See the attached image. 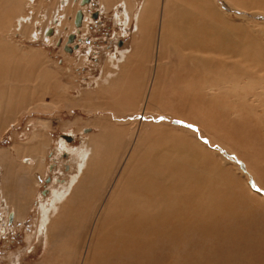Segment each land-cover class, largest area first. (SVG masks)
I'll use <instances>...</instances> for the list:
<instances>
[{"label":"rangeland","instance_id":"374dc122","mask_svg":"<svg viewBox=\"0 0 264 264\" xmlns=\"http://www.w3.org/2000/svg\"><path fill=\"white\" fill-rule=\"evenodd\" d=\"M76 2L0 0V264H264V0ZM85 144L103 180L47 235L40 201Z\"/></svg>","mask_w":264,"mask_h":264},{"label":"bare ground","instance_id":"6f19581e","mask_svg":"<svg viewBox=\"0 0 264 264\" xmlns=\"http://www.w3.org/2000/svg\"><path fill=\"white\" fill-rule=\"evenodd\" d=\"M81 1L82 0H78V2H76L78 6L81 5ZM101 3H102L101 5L103 7L105 6L104 7L105 10L108 9L106 7V5H105V0H101ZM65 4H66V7L65 8H67L69 6L68 1H66ZM123 4L125 6L126 13H128V15H129L128 17H130L131 16V9L129 8L128 5H131V4L130 3H128V5L126 3H123ZM132 4H134V3H132ZM151 8H152L151 6L149 7V3L148 4L147 3L146 4H143L142 9L140 10L139 17L141 18V15L145 11L150 10ZM62 12L63 13H60L59 14V17L60 16L63 17V16L66 15V11L63 10ZM76 14H77V11L75 13H73V20L69 24V25H73L72 26L73 28L75 26L74 25V20H75ZM116 18H117V15H116ZM125 22L128 23L129 20L127 19V21H125ZM52 23H55L54 20H52ZM82 25L85 28V31L84 32H86V30L89 28V25H88V22L85 20V16L82 18V21H81L80 26H82ZM137 27H138L137 28V32H139L140 33V36H142V34H141V29H142L141 24L137 23ZM49 30L51 31L50 33H49ZM145 30H146V28H145ZM52 33H53L52 30L48 26H46V27L43 28V36L46 38V40L49 39V38L47 39V36H49ZM140 39L142 40L141 37H140ZM176 52H177V50H176ZM85 59L86 60L89 59V53L88 54H85V55H83L81 57V63L80 64H85V62H84ZM115 63H117V60L115 61ZM115 63L108 64L107 65L106 68H107L108 75L109 74H115V75H117V72H116L117 65H114ZM124 65H126V62L121 63L120 64V67H122ZM154 83H155V81L152 80L151 90H153ZM98 85L101 86V87H103V86L108 87V86L111 85V87H109L111 89L112 87H114L115 82L100 81L98 83ZM60 92H61V90L57 91V94L60 95ZM95 94H96L97 97L103 96L102 95L103 93H101L99 91H97ZM108 99H110V98H108ZM83 100H85V99H83ZM101 131L103 132L102 128H101ZM139 135H140V132H138V136ZM63 142L60 143V149L62 150V149H65L66 148L68 150V148L64 145L65 142L64 143ZM75 152H77L76 155H75L76 156L75 157L76 158L75 161H76V166H77V173H76V175L73 178H71L70 181L68 180L69 184H67L66 187H62V189L60 191H54L53 190L52 191V194H51V196H50V198H49V200L47 201L46 204H44L42 200L40 201V204H39V226H38V228H39V230H41L42 228H44L47 235H48L49 231L55 227V225L50 220L51 217H53L56 214L57 215H60V214H66V213H68V212L63 211V210L64 209H72L74 207V203L85 202L83 198H85L86 196H84L82 199H80V198L77 197V194H78L79 191L80 192H83L84 190L85 191H90V186L88 184H86L87 181L90 180L91 186H95V188L98 189L99 186H100L101 180H103L102 177H101V175H99V171L101 169H103L104 167L99 164V158H98L99 156L95 157V153H94L95 152V145L94 144H85L83 147H81L80 150H76ZM193 156H194V159L195 160L196 159H199L198 158V155L196 153ZM147 158H149V157H147ZM95 160L98 161V162L96 163ZM29 167H31V166H29ZM147 173H149V163L147 161H145L144 163H141L136 169H134V171H133V178L134 179H140V180L144 181L146 179ZM132 182H133V179H132ZM115 185L116 184L114 183L113 186H115ZM134 185L135 184H132L131 181L129 182V187L130 188H132V186H134ZM146 189L147 188H145V185L144 184H141V185H139V186L136 187V191L137 192H145ZM111 193L112 192H109V194H111ZM92 195L94 196V194H92ZM252 202L253 201L248 200L246 202V204H247L246 208L251 207L252 206ZM262 202H264V200H262ZM85 203H86V205H88L91 202H85ZM107 203H109V202H107ZM239 203H242L241 196L240 195H239L238 198L237 197L235 198V201H233V199H231V204H235L236 205V204H239ZM93 205H95V203H93ZM137 208L138 207H137V202L135 200V196L132 195V197L130 199H128L126 201H122L121 203L118 204V206H116V203H115L113 205V209H111V210L113 212H116L118 215H122V214H125V213L126 214H133L135 212V210H137ZM61 211H63V212H61ZM75 214H76L75 211L70 210L69 213L66 214V216L69 217V218L76 217L75 221H77V220H79V217L76 216ZM14 216H15V219L17 221L23 220V217H24L23 212L22 211H19V210L16 211V214ZM115 218H116V215L111 212V213L108 214L106 220H108V221H114ZM79 223H80V221H79Z\"/></svg>","mask_w":264,"mask_h":264},{"label":"water","instance_id":"95a60500","mask_svg":"<svg viewBox=\"0 0 264 264\" xmlns=\"http://www.w3.org/2000/svg\"><path fill=\"white\" fill-rule=\"evenodd\" d=\"M89 1H90V0H82V1H81V5L84 6V5L88 4ZM81 14H82V13H81L80 10L77 11V14H76V17H75V20H74V25H75L76 28H79V26H80V24H81V20H82V15H81ZM50 32H51V31L49 30V33H50ZM73 41H74V35H69L68 38H67V44H70V43H72ZM64 49H65V51H67V52H71V48H70L68 45H65ZM63 137H64V139H66L67 141L71 140V138L68 137V136H63Z\"/></svg>","mask_w":264,"mask_h":264},{"label":"flooded vegetation","instance_id":"af4514ba","mask_svg":"<svg viewBox=\"0 0 264 264\" xmlns=\"http://www.w3.org/2000/svg\"><path fill=\"white\" fill-rule=\"evenodd\" d=\"M90 1H91V0H90ZM90 1H89V2H90ZM81 21H82V20H81ZM94 22H95V20H92V23H94ZM74 47H76V45H74ZM116 47H117V45H116Z\"/></svg>","mask_w":264,"mask_h":264},{"label":"crops","instance_id":"0c3cea01","mask_svg":"<svg viewBox=\"0 0 264 264\" xmlns=\"http://www.w3.org/2000/svg\"><path fill=\"white\" fill-rule=\"evenodd\" d=\"M49 180V179H48Z\"/></svg>","mask_w":264,"mask_h":264}]
</instances>
